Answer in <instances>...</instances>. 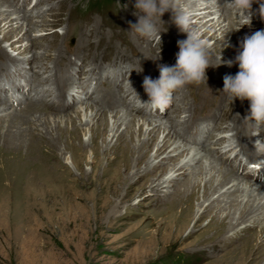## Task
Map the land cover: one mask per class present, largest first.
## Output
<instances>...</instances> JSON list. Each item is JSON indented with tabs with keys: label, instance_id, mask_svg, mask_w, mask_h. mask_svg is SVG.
Instances as JSON below:
<instances>
[{
	"label": "rangeland",
	"instance_id": "374dc122",
	"mask_svg": "<svg viewBox=\"0 0 264 264\" xmlns=\"http://www.w3.org/2000/svg\"><path fill=\"white\" fill-rule=\"evenodd\" d=\"M0 1L4 3L5 6L6 4L11 5L17 9L18 13L15 11L11 12L12 19L16 18L18 15L28 17L26 9L21 10L15 4L13 5L6 0ZM46 1L47 2L44 1L42 6L45 15L42 16V13L31 20L30 26L33 27L32 38H24L17 44L19 47H22V49H25V47L29 46V41H33L35 44L32 46V52L42 51V48L51 44V51L44 60V64L41 63L40 66V63H38V65H36V67H39V70L41 69L40 71H44V67L51 66V62L58 54L57 51L60 48L63 36L66 34V37H69L68 46H70L72 39L75 38L76 40L74 46H70L71 48H67L65 45L61 47L65 56L67 54L75 53L82 55L86 60L94 59V62L97 64L102 62V65H107L108 63L115 61L119 67L131 71L135 70L136 72L133 74L128 72V75L131 76L129 78V83L132 88L135 85L133 89H135L134 91L136 93V87L139 86L138 92L140 90L142 91V94L145 95L142 85L143 78L145 76H150V55L147 58H144L145 62L138 65V61L142 59V52L140 44H138V41L134 38L138 37L140 40L143 38L129 32L131 31V28L129 29L130 22L134 24L138 20V16L134 14L137 11L134 7L136 0H116L113 10L111 9L110 11L104 12L96 10L95 12L88 11L85 15L81 16H78L75 12L82 8L83 5L90 3V0ZM254 1L255 2L252 4H256V6L251 9L254 12L249 13L251 15V23L249 21L247 22V15L242 16L243 13L241 12L242 18L236 19L235 22V18L232 16L231 11H228L229 9H227V13H225L226 11L224 10V12L216 16L215 20H211V22L207 24V26H210L213 22L224 21L222 25H228L230 21L234 22L232 25L233 27L240 26L241 28H237L239 30L235 29L236 37L234 40H229L220 45L219 48L221 50H219L218 53H214L213 51L209 53V57L215 59V62L218 63L219 61L218 54L223 61H220L218 65L214 63L213 67L207 68L206 77L201 83L186 84L182 89L176 91L178 94L176 97H181L183 101H181V99L177 100V103L167 112L166 116H163L162 118H146L141 113H137L140 110L138 107H133L135 108L134 110L137 109V112H135L136 114H134L132 109L126 107V105L129 104L126 102V96L122 95L123 92L120 88L112 91L117 100L116 105L118 106V109L128 112L130 115L133 113L132 116L138 117L141 120V123L142 120H162L166 123L169 119L180 121L179 116L184 114L181 109L188 107L190 111L191 109L196 111L195 113L197 114L195 116H201L199 115L201 114L200 112L208 113L210 114L209 116H216L218 118L219 131L224 129L230 130L227 128L230 126L231 120L241 117L239 116L241 113H243L242 117H244V115H247V112H250V101L244 100L241 102L239 99H236L233 103L228 101L225 94L222 92L223 78L226 75H235V72L237 73L239 70L238 64L235 63V59H233L234 56L232 55L233 50H235V48L237 49V45L244 38L242 35L246 34V36H250L254 32L264 29V20H261L259 16V3L264 2V0ZM212 3L219 6L221 3L226 2L225 0H213ZM180 8L184 11L188 9V7L183 5ZM52 9L54 10L51 13ZM167 12L170 14V10ZM167 12L164 13L163 18L161 17L163 22L158 23L162 24L161 26L163 29H166L168 25L166 21L168 20L169 14ZM228 14H230V17L226 20L225 17ZM69 15L76 19H82L81 22L83 23L82 27L84 29L82 33L85 31L84 35L78 33L76 31L77 29L72 28L71 30L72 26L68 18ZM131 17L133 18L131 19ZM26 22L29 23V21ZM28 23L20 25L19 30H21L22 34L26 33ZM246 23H250L248 24L250 26L244 27L243 25ZM79 31L81 32L82 30ZM239 31L242 32L241 35L239 34ZM226 32H228V29ZM220 33H222V30ZM216 35L217 33L214 34V36ZM1 38L2 35H0V39ZM44 38H46V40H43ZM143 40H145V38ZM214 41V39L208 41L209 47L213 45ZM10 44L11 42L4 41L1 43V46L10 53L12 58L18 59L19 62L22 60L27 61L29 59L25 57L27 53L25 56L20 57L19 52L12 50ZM165 45L166 44H155L153 47L158 52L159 50L162 52L165 49ZM178 51L179 49L177 48L170 50L164 60L168 61L167 59ZM137 53L139 55H137ZM223 54H229V56L223 58ZM0 55L2 54L0 53ZM134 56L137 58L139 57V60H134ZM3 59V57H0V61ZM48 60H50V62ZM229 61H232L231 66H229ZM7 63L9 64V62ZM167 65H169L168 62ZM131 66H133V68H131ZM222 67L231 69L230 71L220 73L218 68ZM139 73L142 74L138 75ZM151 74L153 75V73ZM205 81H211L213 83H207ZM129 83L127 82L126 86H128L133 92L129 87ZM146 97L148 96L146 95ZM120 99H122V101ZM128 101L136 105V101L135 103L132 102L131 99H128ZM123 104L126 105L123 106ZM91 105L106 112L105 104L103 102L99 103L100 106L94 102H92ZM242 107H245L244 112L241 111ZM0 108L8 110L7 113L1 115L2 120L0 121V176L3 177L0 178V264H237L239 262L236 263V261L241 254V250L247 249V246H256L255 244H258L262 237H264V235L262 236V232L264 233V216H262L256 218V221L254 219H252L253 221L248 219L246 222L239 224L235 229L229 230V233H226L225 235H231L234 238L236 236L237 239L235 238L233 241L230 240V242L227 240L223 243H218V245L215 246L216 250L214 247L204 249L202 245L206 238L215 235L216 228H210L207 233H205L207 236L198 233L195 237L188 238L181 245L170 249L168 247L165 248V245H161L160 243L155 244L153 242V233L151 234V230L148 228L149 222L155 216H147L153 214L157 210L152 199L144 200L143 196L136 197L129 205L122 206L121 212L124 216H102V214L96 213V208L93 203H87L85 200H77L76 203V200H73L75 198L74 194L77 192L82 195H85L86 193L88 194V190L86 191L84 188L80 187V185L84 182H89L90 175L93 177V175L96 174V179H99L101 170L107 163L104 157L103 140H98V145L100 146L98 154H94L91 148L88 147L89 145H87L92 138L91 133L94 126L92 122L93 116L90 112L87 114L81 113L80 118H78L77 112L75 111L77 108L71 110L68 109L69 111L66 112L63 111L64 113L59 114L60 116L52 114L46 115L47 113L43 112L39 107H37L39 110L36 112L32 111L34 109L32 105L26 106L22 111H12L1 105ZM11 112H17L18 115L15 118H9ZM24 112L28 114H25ZM184 115L181 117L184 118ZM61 116L63 118H60ZM68 117L75 120L74 127L79 128L81 131L79 142L73 144H69L66 137L67 133L73 129V127L66 122ZM109 117L112 118H110L112 124L115 117L111 115H109ZM81 119L83 120L82 122ZM241 120L243 122L244 119L241 118ZM62 121L64 123H61ZM94 122H96V120H94ZM181 123L179 127L183 129L188 125L187 122ZM147 124L148 122H146L145 130L147 129ZM119 125L122 129L124 128L122 121ZM248 128V124L242 128L238 126L234 128L236 129L234 131L238 132V137H240V140L243 142L246 135L249 136L250 129L248 130ZM108 135H111V132L107 133V137ZM262 138V132L259 134V137L254 136V139L256 140H261ZM80 142L85 143V147L82 146ZM17 143L19 146L16 145ZM40 144H42V146ZM184 144L187 143L184 142ZM187 146L191 147L188 144ZM196 148L202 147H192L193 150H196ZM152 153H154V150ZM262 156H264V154ZM172 157V159H176L179 155H174ZM208 158L209 156L207 155L203 160L207 161ZM93 159L94 161L97 159L95 165L99 169H96V171L93 170ZM216 160L221 163L222 159ZM222 164L232 169L228 164ZM79 165L81 167H79ZM167 165L168 164L165 163L162 164L161 167L167 168ZM136 166V164H133L132 170L134 173L138 167ZM139 166L140 172L146 167V165L142 163ZM11 168L13 170H11ZM22 173L26 176L24 175V177ZM62 173L65 175H62ZM58 175L60 176L58 177ZM8 176H10L9 180L7 178ZM20 176H23L22 179ZM4 178L6 179L4 180ZM46 181L49 182L48 185L46 184ZM245 181L249 180L247 179ZM54 182H56L55 184L58 186H56ZM59 184H62L60 185L62 188L59 187ZM18 185L19 187H17ZM258 185L264 186V184L261 183H258ZM67 197L69 199H66ZM127 208H130L129 212H127ZM209 222L210 220L208 218L205 219L202 222L203 227L206 228L209 225ZM192 223L191 227H193L195 221ZM255 223L257 226L256 228H254ZM152 231H154V228ZM196 236L198 237L196 238ZM250 237L253 239L248 242L250 243L249 245L248 243H245V239ZM256 240L258 242H256ZM224 243L226 244L224 245ZM242 246L245 247L243 248ZM256 263L257 262L255 261L247 260L242 264Z\"/></svg>",
	"mask_w": 264,
	"mask_h": 264
},
{
	"label": "bare ground",
	"instance_id": "6f19581e",
	"mask_svg": "<svg viewBox=\"0 0 264 264\" xmlns=\"http://www.w3.org/2000/svg\"><path fill=\"white\" fill-rule=\"evenodd\" d=\"M48 1H52V0H48ZM212 1L213 0H174V3H175L176 11H184L180 8L182 5L188 7L186 11L192 14L193 27L199 30L202 33L203 38H205L207 41H209L210 39L215 40L213 45L208 48V53L212 51L214 53H218L219 50H221L219 47L222 43L224 44V42L235 39L236 37L235 29L239 28L240 26L233 27L232 25L234 24V22H230V21L228 25H222L224 21L223 22L216 21V22H213L210 26H207V24L211 22V20H215L218 14L224 12V10L225 11L227 10L226 3H221V5L218 6L216 4H213ZM255 6L256 4H252L249 10H246L245 12H241L243 13L242 16H246L249 13L254 12L251 9H253ZM53 10L54 9L51 10V13ZM12 11H15L16 13H18L15 7L11 5H7V4L5 6V4L0 1V35H2V38L0 39V53L2 55H0V57H3L4 58L3 60H6V63L8 61H18V59L12 58L10 53L1 46V43L4 41L11 42L10 44L11 49L19 52L20 57L25 56V54L27 53L25 56L29 58L27 61H29L30 63L34 65V68H35L34 72H37V69L39 67H36V65H38V63H40L39 64L40 66H41V63L44 64V60L48 56V53L51 51V44H48L47 46L42 48L43 52L42 51H35V52L31 51L32 46L35 44L33 41H29V46L25 47V49H22V47H19L17 44L22 39L32 38L33 27L30 26L31 20L26 19L28 18L27 16L22 17L21 15H18L16 16V18L12 19V15H11ZM225 13H227V11ZM172 17H173V13L170 10V14L168 15V20L166 21L168 23L166 29H163V27L161 26L162 24L157 25L158 28L161 30V33H160L161 41L160 42L157 40H152V41H149L146 39L143 40L144 38L140 40L138 37L134 38L136 41H138V44H140L141 52H142V55H141L142 59L138 61V65L145 62L144 58H147L150 55L149 62H151V64L149 63L148 64L150 67L149 68L150 74L153 73V75H151V78L153 79H155L156 77H159L160 75L159 65L167 64V61L164 60V58L166 55H168L169 51L175 48L179 49L177 46V41L186 39V33H181L179 31L176 25L172 22ZM229 17H230V14H228L225 17V19L228 20ZM132 18L133 17H131V19ZM26 21H29V23ZM25 23H28V28L26 30V33L22 34L21 30H19L20 25L25 24ZM243 26L246 27L250 25L245 24ZM227 29H228V32H226ZM34 30H37V29H34ZM221 30H222V33H220ZM216 33L217 35L214 36V34ZM239 34L241 35L242 32L239 31ZM43 40H46V38H44ZM155 44L157 45L166 44L165 49L162 52L160 50L158 52L153 47ZM238 49H239V44L237 45V49L235 48V50H233V55H232L234 56L233 59H235ZM228 56L229 54H223V58H227ZM209 60H210L211 66H213L214 63L216 64L219 63V61L217 63L214 61L215 59L211 57H209ZM48 61L50 62V60ZM220 61L222 62L223 60H220ZM218 69H219V72L222 73L224 71H230L231 68L226 69L222 67ZM141 74L139 73L138 75H141ZM57 83L58 84L62 83L63 85V80ZM134 87L135 85L133 86V88ZM136 89L138 90L139 86L136 87ZM126 95H127V92H126ZM109 99H110V102L106 100V104L114 105L115 102H114L112 95H110ZM175 99L177 101L181 99V97H176ZM120 100L122 101V99ZM181 101H183V99H181ZM125 105L123 104V106ZM32 106L34 108L32 111L36 112L37 110H39L37 108L38 106H35V105H32ZM188 109H189L188 107H186L185 109H181L182 112H184L185 114L184 118L187 116L186 113L190 111V109L189 110ZM244 109L245 107L244 108L242 107L241 111L244 112ZM62 110H65V109H62ZM75 111L77 112L78 118H80L81 113L87 114L90 112L91 115L93 116L92 122L94 126L92 128L93 130L91 133L92 138L87 143V145H89L88 147L91 148L94 154H98V151L100 149V146L98 145V140L100 141L103 140L102 142H104V147H103L104 157H105V161L107 162L106 166L102 168L101 170L99 179H96V174L93 175V177L90 175L91 178L89 176V179H90L89 182H84L81 185L79 184L80 187L84 188L86 191L88 190V194L87 193L85 194V192H84L85 195H82L78 192L75 193L74 194L75 198L73 200H76V203H77V200H85L87 203L91 202L95 205L96 213L102 214V216H124V214H122L121 212L122 206L129 205L136 197L143 196L144 200L152 199L153 200L152 202L155 204L157 210L153 214L147 215V216H155L149 222L148 228H150L149 230H151V234L153 233V242L155 244L160 243L161 245H165L164 247L165 248L168 247L169 249L175 246L181 245L183 242H185V240L193 236L195 237V235L198 233H202L203 235H206L205 233H207V231L210 228H213V229L216 228L215 235L211 236L210 238H206L205 239L206 243L204 242L202 244L204 249L209 248V247H214L216 250L215 246H217L218 243L220 242L223 243L224 241H227V240H229V242L230 240L232 241L233 239L235 240L236 236L234 238L231 235L230 236L225 235L226 233L227 234L229 233V230L235 229L239 224L246 222L248 219L255 220L256 218L264 216V186L258 185V183L255 184V183H251L250 181H245L247 180L246 177L236 174L235 172H233L232 169L226 167L222 163H219V161H217L216 159L209 157L207 161H204L203 159L205 158V156L207 157V154L203 148H196V150H193L192 147H188L187 144H184L185 140L181 138L182 137L181 134L184 129L179 127L182 124L180 121H176V119H169L165 123L162 120H154V121L142 120V123H141V120L138 117L132 116L133 113L130 115L128 112L122 111L121 109L119 110V109H111V108L107 109L106 112H104V111L99 110L97 107L91 105L89 102L84 103L81 107H78L77 109H75ZM7 112H8L7 109L3 110L0 108V121L2 120L1 115ZM24 113L28 114L26 112ZM17 115H18L17 112H14V113L11 112L9 115V118H15ZM46 115H49V114H46ZM109 115L115 117L112 124L110 120L111 117H109ZM242 115L243 113L239 115L241 117L234 118L233 120H231L230 126H234L235 128L237 126L242 127L243 122L241 118H244L242 117ZM60 118H63V117L61 116ZM94 120H96V122H94ZM82 121L83 120L81 119V122ZM121 121L123 122V125H124L123 129L119 125ZM66 122L68 123V125H71L73 127V129L69 131L66 135L69 144L79 142L81 131L79 128L74 127L75 120L72 119L71 117H68ZM146 122H148V124H147V129L145 130ZM61 123H64V122L62 121ZM109 132H111V135H108L107 137V133ZM256 141L257 140L253 138L251 143L247 142L246 145H248V147L254 150L256 153L263 155L264 152L257 151L255 149ZM261 141L264 142L263 138L261 139ZM80 144L85 147V143L80 142ZM16 145H18V143ZM40 145L42 146V144ZM153 150H154V153H152ZM174 155H177V156L179 155V157L176 159L175 158L172 159L173 158L172 156ZM95 161L93 163L91 162L93 164L94 171H96V169L97 170L99 169L95 165ZM141 163L145 164L146 167L143 171L140 172L139 165H141ZM165 163L168 164L167 165L168 167L167 168L161 167L162 164H165ZM8 164L11 165L10 163ZM133 164H136L138 166V167L136 166L137 169L135 173L132 170ZM79 167L81 166L79 165ZM11 170L13 169L11 168ZM66 173H67V170H66ZM22 174L23 176L25 175L24 173ZM62 175H65V174L62 173ZM59 176L60 175H58V177ZM9 177L10 176L7 177L8 180H9ZM22 177L20 176L21 179ZM0 178H3V177L0 176ZM5 179L6 178H4V180ZM55 183L56 182H54V184ZM10 184H11V181H10ZM46 184L48 185L49 182H47ZM55 185L58 186L57 184ZM60 185L62 184H59V187ZM17 187H19V185ZM65 190H64V193H65ZM66 199H69V198L67 197ZM129 211H130V208H127V212ZM207 218L210 220V222H209V225L205 228L203 227L202 222ZM194 221L195 223L193 227H191V223ZM254 226H255L254 228L257 227L256 223ZM153 228H154V231H152ZM263 235L264 233L262 232V236ZM197 237L198 236H196V238ZM251 239L253 238L250 237L248 239H245V243L250 242ZM256 242L258 241L256 240ZM225 244L226 243H224V245ZM248 244L250 245V243ZM255 245L256 246H247V249L241 250V254L237 258L236 263L239 262L237 264H242L247 260L248 261L250 260L253 262L255 261L257 262L256 264L264 263V259H263L264 258V237H262L261 241Z\"/></svg>",
	"mask_w": 264,
	"mask_h": 264
},
{
	"label": "clouds",
	"instance_id": "9594fccd",
	"mask_svg": "<svg viewBox=\"0 0 264 264\" xmlns=\"http://www.w3.org/2000/svg\"><path fill=\"white\" fill-rule=\"evenodd\" d=\"M226 3L236 12H245L251 8L253 0H226ZM134 7L138 20L134 24L130 22V33L149 41L160 42L161 30L157 25L163 22L161 17L169 10L173 13L172 22L181 33H186V39L177 41L179 51L176 53L175 65H159L158 79L150 76L143 78L142 86L149 97L147 102L140 100L128 81L129 87L135 93L136 107H147L163 114L172 104L177 90L186 84L201 83L206 77V69L213 67L209 60V42L193 27L190 12L176 11L174 0H136ZM259 16L264 20V2H260ZM247 21L251 23L250 14L247 15ZM218 59L220 63L219 54ZM228 63L231 66L232 61ZM235 63L239 70L235 75H226L223 78L222 92L231 103L236 99L241 102L250 101V114L244 117V121L248 122L252 136H257L264 132V29L245 36L240 41ZM255 148L264 152V142L257 140Z\"/></svg>",
	"mask_w": 264,
	"mask_h": 264
}]
</instances>
